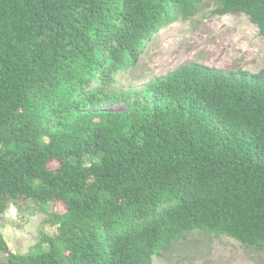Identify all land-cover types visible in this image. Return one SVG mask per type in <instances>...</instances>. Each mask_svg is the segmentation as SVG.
Here are the masks:
<instances>
[{
	"label": "trees",
	"instance_id": "1",
	"mask_svg": "<svg viewBox=\"0 0 264 264\" xmlns=\"http://www.w3.org/2000/svg\"><path fill=\"white\" fill-rule=\"evenodd\" d=\"M201 1L0 0V213L65 207L46 248L14 252L0 230V264H154L194 230L264 245V69L190 62L142 97L119 84ZM215 12L264 37V0Z\"/></svg>",
	"mask_w": 264,
	"mask_h": 264
},
{
	"label": "rangeland",
	"instance_id": "2",
	"mask_svg": "<svg viewBox=\"0 0 264 264\" xmlns=\"http://www.w3.org/2000/svg\"><path fill=\"white\" fill-rule=\"evenodd\" d=\"M218 6L219 0H202L194 15L174 19L154 34L136 65L121 77L120 87L142 97L152 79L190 62L221 69L240 67L251 72L264 69V37L257 27L245 14L216 13ZM126 106L116 102L105 108L120 111ZM50 166L56 165L51 162ZM64 208L61 202L49 203L45 208L33 199L9 202L0 213V230L9 248L18 253L46 248L42 239L55 236L52 219ZM152 259L154 264H264V245H243L209 231H186Z\"/></svg>",
	"mask_w": 264,
	"mask_h": 264
}]
</instances>
